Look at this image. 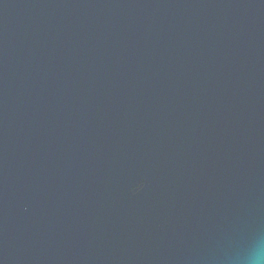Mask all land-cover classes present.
<instances>
[{
	"label": "water",
	"instance_id": "obj_1",
	"mask_svg": "<svg viewBox=\"0 0 264 264\" xmlns=\"http://www.w3.org/2000/svg\"><path fill=\"white\" fill-rule=\"evenodd\" d=\"M256 246L264 0H0V264Z\"/></svg>",
	"mask_w": 264,
	"mask_h": 264
},
{
	"label": "clouds",
	"instance_id": "obj_2",
	"mask_svg": "<svg viewBox=\"0 0 264 264\" xmlns=\"http://www.w3.org/2000/svg\"><path fill=\"white\" fill-rule=\"evenodd\" d=\"M244 264H264V246H256L247 254Z\"/></svg>",
	"mask_w": 264,
	"mask_h": 264
}]
</instances>
